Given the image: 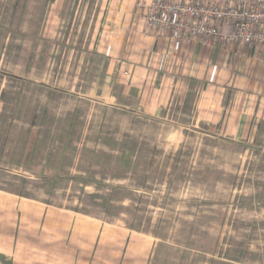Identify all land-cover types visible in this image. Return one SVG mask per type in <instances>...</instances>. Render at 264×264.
<instances>
[{
  "label": "rangeland",
  "instance_id": "obj_1",
  "mask_svg": "<svg viewBox=\"0 0 264 264\" xmlns=\"http://www.w3.org/2000/svg\"><path fill=\"white\" fill-rule=\"evenodd\" d=\"M53 1L0 0V234L101 245L67 264H264V126L233 140L191 100L97 98L95 0L50 37Z\"/></svg>",
  "mask_w": 264,
  "mask_h": 264
},
{
  "label": "crops",
  "instance_id": "obj_2",
  "mask_svg": "<svg viewBox=\"0 0 264 264\" xmlns=\"http://www.w3.org/2000/svg\"><path fill=\"white\" fill-rule=\"evenodd\" d=\"M152 0H95L92 57L97 98L119 106L158 110L189 100L200 119L225 138L247 140L264 126V60L245 46L176 44L169 33L147 26L143 5ZM72 0L51 4L49 36L66 17ZM70 235V234H69ZM73 236V235H72ZM59 239L60 250L39 248L0 234V264H67L77 252L97 251L84 233ZM83 248L84 250L81 251ZM63 248H74V255ZM71 250V249H70ZM95 258V257H94ZM97 264V259H85ZM73 264V263H72Z\"/></svg>",
  "mask_w": 264,
  "mask_h": 264
},
{
  "label": "built area",
  "instance_id": "obj_3",
  "mask_svg": "<svg viewBox=\"0 0 264 264\" xmlns=\"http://www.w3.org/2000/svg\"><path fill=\"white\" fill-rule=\"evenodd\" d=\"M147 26L176 44L245 46L264 60V0H152L143 5Z\"/></svg>",
  "mask_w": 264,
  "mask_h": 264
},
{
  "label": "trees",
  "instance_id": "obj_4",
  "mask_svg": "<svg viewBox=\"0 0 264 264\" xmlns=\"http://www.w3.org/2000/svg\"><path fill=\"white\" fill-rule=\"evenodd\" d=\"M100 247H101V245H99V244L96 245L97 250H99Z\"/></svg>",
  "mask_w": 264,
  "mask_h": 264
}]
</instances>
